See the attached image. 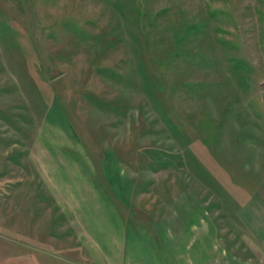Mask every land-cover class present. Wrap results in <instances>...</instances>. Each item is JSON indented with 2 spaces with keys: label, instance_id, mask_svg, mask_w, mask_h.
Listing matches in <instances>:
<instances>
[{
  "label": "rangeland",
  "instance_id": "374dc122",
  "mask_svg": "<svg viewBox=\"0 0 264 264\" xmlns=\"http://www.w3.org/2000/svg\"><path fill=\"white\" fill-rule=\"evenodd\" d=\"M99 190L226 252L264 218V0H0V264H93Z\"/></svg>",
  "mask_w": 264,
  "mask_h": 264
},
{
  "label": "crops",
  "instance_id": "0c3cea01",
  "mask_svg": "<svg viewBox=\"0 0 264 264\" xmlns=\"http://www.w3.org/2000/svg\"><path fill=\"white\" fill-rule=\"evenodd\" d=\"M71 195L68 209L78 208L83 256L93 264H264V218H239L231 229V252H226L220 249L213 225L203 219L200 205L189 210L183 206L157 219L137 209L130 210L132 216L124 215L105 191H97L89 202L79 192ZM241 207L235 211L251 209Z\"/></svg>",
  "mask_w": 264,
  "mask_h": 264
}]
</instances>
